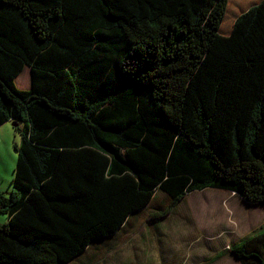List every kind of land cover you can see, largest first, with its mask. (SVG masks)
<instances>
[{
  "label": "trees",
  "instance_id": "16d2710c",
  "mask_svg": "<svg viewBox=\"0 0 264 264\" xmlns=\"http://www.w3.org/2000/svg\"><path fill=\"white\" fill-rule=\"evenodd\" d=\"M243 1L0 0V125L21 136L0 264H68L159 190L156 218L207 187L264 204V0ZM225 250L264 264V223Z\"/></svg>",
  "mask_w": 264,
  "mask_h": 264
},
{
  "label": "rangeland",
  "instance_id": "374dc122",
  "mask_svg": "<svg viewBox=\"0 0 264 264\" xmlns=\"http://www.w3.org/2000/svg\"><path fill=\"white\" fill-rule=\"evenodd\" d=\"M250 4L244 0L242 8ZM234 7L241 11L238 3ZM15 83L22 89L30 86L28 66ZM20 138L11 120L0 125V191L11 189L17 160L14 144ZM169 205L164 192H155L149 205L131 214L117 232L93 241L68 264H241L225 249L264 223V204H248L220 188L191 191L164 217L156 218Z\"/></svg>",
  "mask_w": 264,
  "mask_h": 264
},
{
  "label": "crops",
  "instance_id": "0c3cea01",
  "mask_svg": "<svg viewBox=\"0 0 264 264\" xmlns=\"http://www.w3.org/2000/svg\"><path fill=\"white\" fill-rule=\"evenodd\" d=\"M233 193V192H232ZM6 221V217L3 216L2 214H0V222H4Z\"/></svg>",
  "mask_w": 264,
  "mask_h": 264
}]
</instances>
